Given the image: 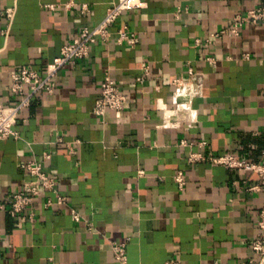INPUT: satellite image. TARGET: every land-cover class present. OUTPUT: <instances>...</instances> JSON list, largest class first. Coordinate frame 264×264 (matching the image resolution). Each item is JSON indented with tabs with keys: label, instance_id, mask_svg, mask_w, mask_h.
I'll list each match as a JSON object with an SVG mask.
<instances>
[{
	"label": "crops",
	"instance_id": "0c3cea01",
	"mask_svg": "<svg viewBox=\"0 0 264 264\" xmlns=\"http://www.w3.org/2000/svg\"><path fill=\"white\" fill-rule=\"evenodd\" d=\"M118 1L2 0L13 13L0 14V101H12L14 71L43 72ZM142 1L145 8L113 28L128 25L139 37L136 46L96 44L90 58L60 72L53 95L39 94L21 113L19 138L0 140V264H121L112 242L126 244V264L258 260L251 245L264 191L246 188L259 175L188 157L232 154L264 162V25L221 35L215 46L195 44L264 0ZM142 63L150 75L139 84ZM190 67L203 74L198 95H188ZM106 70L128 101L122 112L98 117L93 109ZM174 78L183 81L181 95ZM48 151L44 168L68 202L47 209L41 199L13 218L8 197L31 180L22 166L42 162ZM178 172L184 189L175 182Z\"/></svg>",
	"mask_w": 264,
	"mask_h": 264
},
{
	"label": "built area",
	"instance_id": "2783aa9c",
	"mask_svg": "<svg viewBox=\"0 0 264 264\" xmlns=\"http://www.w3.org/2000/svg\"><path fill=\"white\" fill-rule=\"evenodd\" d=\"M0 0V14L11 17L12 9L4 10ZM146 4L142 0H119L113 3L106 11L104 19L94 27L83 28L76 38L61 48L60 55L47 65L43 72L34 69L32 66H23L12 73V84L9 89L11 102L5 104L0 101V140L8 138H19V133L15 126L18 123L21 113L29 108L33 99L39 94L53 95L57 85L60 72L67 66H78L83 61L92 56L93 47L98 43L109 44L114 41L119 45L127 44L136 46L139 37L136 32L131 30L128 25H123L113 31L121 18L128 12L145 8ZM83 12L89 11L87 6H83ZM248 25H264V3L257 8L249 10L244 14H238L232 18L228 26L219 33L211 34L210 37L202 40L196 39L197 46H215L217 39L221 35L231 34L238 37L243 27ZM7 33V29L3 34ZM210 66H216L218 61L214 57L203 59ZM142 74L136 78L137 83L144 84L150 75V67L147 63L141 64ZM189 80L192 82L188 95H198L203 89V74L195 71L194 68L188 69ZM171 84L176 87L177 93L182 94L183 81L174 78ZM100 94L96 100L93 113L98 117H104L107 110L122 112L127 104L128 97L122 92L118 84L112 78L110 70H106L100 82ZM70 153L73 149L68 144ZM52 158L50 151L44 154L42 162H29L22 168L31 177L30 181L25 182L21 188L13 190L8 197V212L19 219L21 215L30 210L33 211L35 204L44 199V207L52 208L59 204H66L68 196L60 193L57 179L51 176L44 168V163ZM190 163L208 161L213 166H219L230 170L241 171L249 170L259 175L260 180L247 186V192L260 193L264 191V162H254L249 159L239 158L232 154H225L216 157H206L203 154L191 153L188 157ZM175 182L180 189H184L187 180L183 172H178L174 176ZM55 196V200L47 195ZM0 204V209H3ZM34 216L33 213L30 215ZM76 220L78 215H74ZM258 233L252 242L251 248L258 260H250L241 264H264V204L260 207L257 214ZM114 258L121 264H126L127 253L126 244L112 242Z\"/></svg>",
	"mask_w": 264,
	"mask_h": 264
}]
</instances>
